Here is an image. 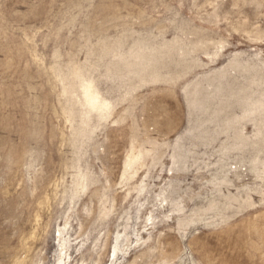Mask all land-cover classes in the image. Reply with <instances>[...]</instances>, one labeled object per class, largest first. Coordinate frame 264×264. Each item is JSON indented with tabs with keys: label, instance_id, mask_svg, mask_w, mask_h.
I'll return each mask as SVG.
<instances>
[{
	"label": "rangeland",
	"instance_id": "rangeland-1",
	"mask_svg": "<svg viewBox=\"0 0 264 264\" xmlns=\"http://www.w3.org/2000/svg\"><path fill=\"white\" fill-rule=\"evenodd\" d=\"M0 264H264V0H0Z\"/></svg>",
	"mask_w": 264,
	"mask_h": 264
}]
</instances>
